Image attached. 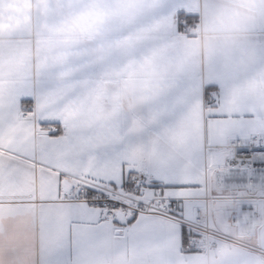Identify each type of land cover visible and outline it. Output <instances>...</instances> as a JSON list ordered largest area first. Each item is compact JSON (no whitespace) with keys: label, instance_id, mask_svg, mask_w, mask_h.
Wrapping results in <instances>:
<instances>
[{"label":"snow or ice","instance_id":"1","mask_svg":"<svg viewBox=\"0 0 264 264\" xmlns=\"http://www.w3.org/2000/svg\"><path fill=\"white\" fill-rule=\"evenodd\" d=\"M202 24L214 71L234 33L264 37V0H38L36 57L0 42V264H165L168 239L202 251L205 183L173 159L189 95L212 120L233 85L264 90V38L200 82ZM209 171L264 177V136Z\"/></svg>","mask_w":264,"mask_h":264},{"label":"crops","instance_id":"2","mask_svg":"<svg viewBox=\"0 0 264 264\" xmlns=\"http://www.w3.org/2000/svg\"><path fill=\"white\" fill-rule=\"evenodd\" d=\"M37 10L38 0H0V42L3 43L5 50L16 47L24 51L31 49L32 57H36V42L40 37ZM214 35L218 40L222 39V34ZM261 38L264 37L259 33H253L251 29L234 33L235 46L222 55L220 63L213 71L209 67L202 24L201 40L195 49L200 82L207 84L216 78L231 77L237 67L235 57L252 39ZM228 91V101L222 108L213 109L225 115L212 120L207 119L209 112L206 107L207 101L194 99L192 94L189 95V106L183 118L180 147L173 159L179 165L181 179L185 181L200 179L205 183V190L198 193L199 196L225 197L212 201L216 212L210 215V225L213 230L234 237V231L233 234L224 232L223 222L224 218L227 221L229 215L227 211L238 202L234 199V193H232L233 197H226L223 195L226 192L215 190L214 172H210L209 168L216 166V161L219 160L218 153H225L217 148L224 146L229 138L264 133V90L233 85ZM37 194H39L38 183ZM254 194H257L252 197L258 200L257 214L260 222L255 226L254 234L245 238L251 249L213 239L208 247L199 246L198 249L202 251L186 254V251H180L177 240L168 239L158 250L164 257L165 264H264V192L258 191ZM222 251L224 255H221Z\"/></svg>","mask_w":264,"mask_h":264},{"label":"built area","instance_id":"3","mask_svg":"<svg viewBox=\"0 0 264 264\" xmlns=\"http://www.w3.org/2000/svg\"><path fill=\"white\" fill-rule=\"evenodd\" d=\"M264 136V133H253L248 134L244 137H238L237 145H233L232 141L237 137L229 138L224 146H219L217 149L224 151L227 155L230 153L233 147L239 146L245 143L253 142L254 137ZM226 155V156H227ZM214 188L218 192H239L243 191L246 196H235V200L238 202L234 205V207L227 211L229 215L227 217L228 225L234 229V237L227 236L221 232L215 231L212 229L210 225V215L216 212V209L212 205V201L225 199V197L220 196L218 198L206 197L205 208H204V216L206 219V226H196L193 227V231H199L203 239L198 237L192 238V243L189 247L195 246L200 248L199 246L208 247L210 245V241L213 239L227 242L233 246H238L241 248H248L245 238L250 237L254 234V228L259 224L260 218L257 214V198L252 197L255 192H264V177H257L255 180L248 179L247 183H225L221 178H219L215 173L213 177ZM241 204H249L252 206L251 211L240 212ZM250 213V216L245 220V214ZM236 217L234 220L233 217Z\"/></svg>","mask_w":264,"mask_h":264},{"label":"rangeland","instance_id":"4","mask_svg":"<svg viewBox=\"0 0 264 264\" xmlns=\"http://www.w3.org/2000/svg\"><path fill=\"white\" fill-rule=\"evenodd\" d=\"M224 156H226V154L225 153H218L217 154V157L220 159V158H222V157H224ZM232 193H234L235 195H234V197L235 196H246L247 194H245L243 191H239V192H226V193H224L223 195L224 196H226V197H228V196H231V197H233V195H232ZM259 194V193H258ZM257 194H253V196H256ZM234 206H231V208H233ZM224 222H223V224L225 225V226H223V228H224V232H227V233H230V234H233V231H234V229L233 228H231L229 225H227V221H226V218H224Z\"/></svg>","mask_w":264,"mask_h":264},{"label":"bare ground","instance_id":"5","mask_svg":"<svg viewBox=\"0 0 264 264\" xmlns=\"http://www.w3.org/2000/svg\"><path fill=\"white\" fill-rule=\"evenodd\" d=\"M248 216H250V213H246L244 219L246 220Z\"/></svg>","mask_w":264,"mask_h":264}]
</instances>
